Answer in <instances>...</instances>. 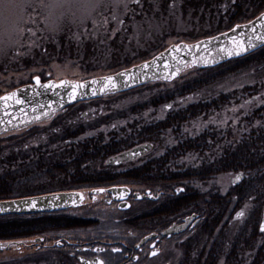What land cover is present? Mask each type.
<instances>
[{"label": "trees", "instance_id": "obj_1", "mask_svg": "<svg viewBox=\"0 0 264 264\" xmlns=\"http://www.w3.org/2000/svg\"><path fill=\"white\" fill-rule=\"evenodd\" d=\"M177 1L178 11L185 26H193V31L199 30L195 34H188L195 35L191 41L228 30L233 25L246 22L264 11V0ZM171 3L172 0H157L155 3L145 4L141 13L125 19L124 24L128 23L129 27L126 30L121 27L114 36L103 29L88 32V36L87 32L80 34L71 29L48 35L47 41H40L44 46L39 51L35 50L29 57L21 56L0 63V72H4V68L7 70L15 67L42 66L54 59H77L82 66H92L89 63L93 62L94 68L101 69L102 74L129 67L136 59L132 55L136 44L133 38H130L133 33L131 24L142 21L144 25L145 21L162 18L160 14L165 15V9L170 7ZM154 5H157L160 14L153 12ZM206 23L209 26L205 30ZM137 40V44H143L141 37ZM15 51L16 49L10 51L7 56H14ZM144 52L147 50L144 49ZM144 52L139 53L137 58L148 59L149 57L145 58ZM252 68L257 71L254 75L257 79L264 77V47L246 57L215 68L188 69L186 71L193 70L204 75L208 74L207 71H218L211 77L185 80L166 94L152 96L140 105L116 111L115 115L99 118L90 124L75 122L60 125L58 122L62 120V112L47 124L50 131H45L47 135L43 143L34 148L24 143L22 147L23 142L17 141V137L19 140L30 138L39 128L36 124L32 125L14 136L16 141L10 145L13 148L12 153L0 160V200L130 182L164 187L187 183L204 185L219 175L240 172L243 174L242 182L224 194L216 188H210L208 191L196 190L195 209L202 211L203 217L208 219L210 233L259 235L262 239L259 248H264V233H258V223L264 207V107L253 111L252 118L257 120L256 124L251 119H246V131L241 133L237 131L239 126L225 132L205 130L198 136L184 137L173 144H168L169 138L164 137L166 131L173 136L185 123L220 109L219 107L226 103V96L216 92L211 85L224 81L232 74L250 71ZM183 74L178 79L183 78ZM40 78L47 79L42 76ZM255 87L243 88L241 92L254 93ZM182 98L192 101L167 112L161 120L143 121L138 128L136 125L129 126L128 131L124 130L123 125L124 128L121 127L120 130L126 133L122 136L115 129L114 123L106 135L98 132L94 136L80 139L89 129L98 128L99 125L108 126L115 122V119H127L129 114L141 112L142 108H156L162 103H174ZM1 139L0 136V143ZM144 142L153 145L151 154H156L159 148L164 149V152L151 157L146 165H131L123 171L104 164L107 157ZM215 145L219 148L218 151L214 150ZM188 153L200 155L199 163L194 167L189 165L178 168L179 172L174 173L172 170L176 169L177 160ZM37 175L44 181L37 182L39 179H33ZM245 204L249 205L250 210L240 225L231 227V224H235L231 220L233 211L244 207ZM38 223H35L36 226L31 225V220L23 217L9 220L0 218V240L31 237V234L35 233L31 229L41 226ZM42 223L46 224L45 220ZM243 242H247V239H243Z\"/></svg>", "mask_w": 264, "mask_h": 264}, {"label": "flooded vegetation", "instance_id": "obj_2", "mask_svg": "<svg viewBox=\"0 0 264 264\" xmlns=\"http://www.w3.org/2000/svg\"><path fill=\"white\" fill-rule=\"evenodd\" d=\"M149 145L150 150L143 156L134 161L120 163L116 167L118 169L124 167L125 170L131 165H146L150 158L155 156L150 153L153 145L151 143ZM118 155L119 153L114 157ZM172 171L178 173V166ZM112 186L129 188V196L125 200L128 204L126 210L120 209L119 203L115 201L107 202L109 194H101L97 195V199L89 195L83 205L76 208L22 216L30 219L31 225L36 226L35 223L39 222L41 226L31 229L35 232L31 234V239L37 241L32 242L21 255L31 254V264H82V262L87 264L97 258L103 259L105 264H264V248H259L261 245L259 235L210 233L208 219L203 217L202 211L195 209V192L208 191L211 186H205L203 189L202 185L195 186L192 183L164 187L130 182L89 186L83 190L91 191ZM178 188L180 191L176 192ZM134 192L140 194L149 192L154 197L159 196L153 200H135ZM142 203L149 208L146 210L138 208ZM101 204L111 209L112 216L106 220L75 216V213L84 210L89 212ZM242 210L243 207L233 211L231 216L233 222L243 219V216L239 218L237 215ZM191 215L197 217L188 222L182 232L167 234L172 227L185 224ZM15 217L19 216L1 218L9 220ZM44 220L46 224L42 225ZM243 239H247V242H243ZM2 240L5 239L0 241ZM57 241H60L59 245ZM101 248L104 249L103 252L94 251ZM114 248L121 251L113 252ZM153 251L157 255H152ZM0 255L6 257L11 253L4 251L0 252Z\"/></svg>", "mask_w": 264, "mask_h": 264}, {"label": "rangeland", "instance_id": "obj_3", "mask_svg": "<svg viewBox=\"0 0 264 264\" xmlns=\"http://www.w3.org/2000/svg\"><path fill=\"white\" fill-rule=\"evenodd\" d=\"M162 1V0H158ZM157 0H141V3L139 6L137 5H130V10L127 11V14L125 13V10L123 8L117 9L114 13L113 9L109 8L106 11H103L102 14H100L96 20L99 22L104 17H107L109 20V23L104 26L100 27L99 29H93L91 20H88L86 25H75L71 22H65L62 30L57 32L60 33L64 29H71L77 32H80V34H85V27L87 28V36L89 35L88 32H96L98 30H107L111 33V36H114V34L121 29V27L126 30L129 27L128 23H125V19L131 18L136 14H139L142 12V10L145 8V6L148 3H155ZM177 0H172V3L170 7L165 9V15L160 14V11L157 7V5H154L152 10L153 12H158L160 14V17L152 21H145V24H142V21L136 22L131 24L132 28V35H130V38L135 41V51L132 54L134 59L131 63L137 64L142 59L137 58L139 53H143L144 49L147 50L146 57H151L158 51L162 50L163 48H166L168 45L177 43L178 41H185L190 42L191 39L195 36L188 35V34H195L199 30H197V27L193 31V26L186 27L183 21L180 17V11H178L177 7ZM146 4V5H145ZM136 6V7H135ZM30 11V10H29ZM115 15L122 23H117L116 21L112 20V16ZM40 20V18L38 17ZM208 24L206 23L204 28H208ZM24 31H23V39L21 43L25 45L24 48L19 49L20 51H27V45L31 43L32 40L36 41L35 47L32 48L31 55L34 53L35 50L39 51L44 44H40V41L42 42L47 41L48 35L57 34V33H51L46 32L44 30L45 26L43 23H39V26L37 28L36 24H33L31 22H28L23 25ZM27 29H32L36 32V36H31L30 33L27 31ZM95 30V31H94ZM79 34V35H80ZM76 34H74V37ZM139 37L142 38L143 44H137L139 40H137ZM79 38L78 36L76 37ZM75 38V39H76ZM150 41V44H147V42ZM48 45V44H47ZM53 45V44H52ZM19 48V47H18ZM17 50V48H16ZM98 50V49H97ZM92 52V51H91ZM28 56H22V57H29ZM131 56V58H133ZM143 58V59H145ZM13 59V56H6L2 59H0V63H3L5 61H11ZM13 62V61H12ZM89 65L92 66H82L80 63V60L74 59H64L62 61H56L55 59L53 61H47L45 65L42 66H31V67H15L14 69H5L4 72H0V95L7 93L11 91L13 88L29 83L31 81V78L33 76H42L43 78H50L53 80H61V79H67V80H82L90 77H96L98 75H103L101 73V69H95L94 65L92 63H89ZM23 68V69H20ZM217 69L212 71H207L208 74L204 75L202 73L194 72L192 71H185L183 72V78L175 80V83H163V84H156L151 83L145 85L142 88H139L137 90L130 91L128 93L124 94H118L113 97L85 102L82 104H77L72 107H69L65 111H63V117L62 120L58 123L61 124H67V123H82V124H90L94 120H97L99 118L104 119L110 115H115L116 111H120L122 109L130 108L133 105H140L142 102L147 100L148 98L152 96H160L161 94H166L168 91L174 90V87L177 85L179 86L183 81L185 80H192V79H199L203 76L211 77L214 76L217 73ZM110 72L113 71H106L105 74H110ZM257 73L255 69L252 68L250 71H244L242 73L238 74H232L229 77H227L224 81H217L214 83V85H211L215 89L216 92L222 93L226 96V103L222 106H220L218 110L215 112L210 113L209 115L201 118H197L195 120L189 121L182 125L180 130H178L175 135L171 136L169 135V131L165 132L166 138H169L168 144L176 143L178 140L184 137H194L198 136L201 132L205 130H212L216 132H225V130H229L238 127V132L246 131L247 127V121L246 119H251L253 122H257L256 119L252 118V114L254 110H257L261 107H264V77L257 79L254 75ZM160 83V82H157ZM255 87L254 93H248L243 91V88L246 87ZM192 99H177L176 102L171 103L172 106L169 105V102L162 103L158 105L156 108H142L141 112H137L134 114H129L127 119H115V122L110 123L108 126L99 125L98 128L87 130L84 134L80 136V139L88 138L90 136L96 135L98 132L102 133V135H106L109 132V127H113V124L115 123V129L118 130L122 135H124L130 128L129 126L136 125L137 128L143 121H148L151 119L154 120H161L163 117H165V114L171 110L176 109L177 107H182L186 105L187 103L191 102ZM166 106L167 108H164ZM137 109V108H136ZM142 115V116H140ZM52 121H44L39 124H36L35 126H38V130L34 132V134L31 135L30 138L26 139L23 138V140H19L17 137V141L23 142L22 147L24 143H28L31 148L37 147L38 144L43 143L46 139V132L50 131V129H47V124H50ZM135 122V123H134ZM56 123V124H58ZM139 123V124H138ZM125 127L124 130H120L121 127ZM123 127V128H124ZM25 129L18 130L15 132L8 133L2 137V141L0 143V160L3 159V157L9 155L12 153V149L10 145L13 144L14 141H16V138L14 136H17L18 133L22 132ZM113 130V129H112ZM44 131V132H42ZM125 132V133H124ZM43 133L42 135H39ZM217 145V144H216ZM215 145V151L219 150L218 147ZM9 146V148H8ZM164 152V149L159 148L156 151V154H160ZM155 154V155H156ZM207 154V153H205ZM199 157L200 155L196 153H188L185 154L183 157L177 160V166L178 168H184L189 165L196 166L199 163ZM128 168V167H127ZM124 170V167H120L118 169ZM32 177V176H31ZM232 177V174L228 175H219L214 180L209 181L208 183L202 185V188L204 187H212L219 190L220 193L224 194L230 187V178ZM33 179H39V176H35ZM44 181V180H37V182ZM195 186H200L195 184ZM137 206V205H136ZM141 210H146L147 205H144V203L138 205ZM250 210L249 205L245 204L243 207L242 212L244 213L243 217H245L246 212ZM79 212V211H77ZM80 211V213H75V216H89V217H97L99 219L106 220L108 217L112 216L111 209L105 207L103 204L95 206L93 209L89 210V212ZM132 213V212H131ZM241 213V212H240ZM117 215V214H116ZM22 218V217H21ZM26 218V217H23ZM241 218V217H239ZM260 220V219H259ZM238 222V223H237ZM235 224H231L232 226L240 225L241 221H237ZM260 238V242H261ZM0 264H31V254L22 256L20 254V257H16V254L6 255V257H2L0 255Z\"/></svg>", "mask_w": 264, "mask_h": 264}, {"label": "water", "instance_id": "obj_4", "mask_svg": "<svg viewBox=\"0 0 264 264\" xmlns=\"http://www.w3.org/2000/svg\"><path fill=\"white\" fill-rule=\"evenodd\" d=\"M259 36H264V11L247 22L235 24L230 29L215 35L193 42L181 41L170 44L149 59L128 68L88 79L68 80L86 85L79 89V94L74 100L70 98L71 86L45 88L36 84L34 76L29 83L0 95L4 96L15 92L17 98L23 101L22 104L0 102V136L26 129L44 121H51L64 108L78 102L130 91L149 83H171L188 69L214 68L230 60L240 59L264 47V42L257 40ZM240 42H243L245 46L251 43L254 47H249L247 51L235 55ZM230 51L233 52L232 55L228 54ZM121 73L122 75H120ZM108 76L113 77L116 87L101 91L105 82L104 78ZM49 81L58 83L60 80L49 79L41 81V84ZM92 81H98V83H92ZM169 105L171 106V104ZM150 148L149 144H142L120 153L118 157L107 159L105 163L118 165L125 161L135 160L148 152ZM237 175L241 176L240 180H236ZM242 179V174L237 173L230 179V183L235 186ZM100 189H104V191L97 192V189L91 191L71 190L0 200V217L52 213L68 208H76L83 205L89 195L97 199V195L101 194H109L110 198L107 199V202L115 201L119 203L120 209L126 210L128 208V204L125 202L129 196L127 186H112ZM177 191H180V188L176 189ZM158 196L154 197L149 192L144 194L134 192L133 194L135 200H153ZM196 217V215H191L186 219L185 224L172 227L167 231V234L182 232L187 223ZM262 229H264V209L258 228L259 232H263ZM35 241L37 240L31 238L0 241V252L9 251L20 255Z\"/></svg>", "mask_w": 264, "mask_h": 264}, {"label": "clouds", "instance_id": "obj_5", "mask_svg": "<svg viewBox=\"0 0 264 264\" xmlns=\"http://www.w3.org/2000/svg\"><path fill=\"white\" fill-rule=\"evenodd\" d=\"M109 8L115 13L121 0H0V59L20 46L23 25L33 17L40 18L46 32L57 33L66 21L79 26Z\"/></svg>", "mask_w": 264, "mask_h": 264}, {"label": "snow or ice", "instance_id": "obj_6", "mask_svg": "<svg viewBox=\"0 0 264 264\" xmlns=\"http://www.w3.org/2000/svg\"><path fill=\"white\" fill-rule=\"evenodd\" d=\"M140 3H141V0H121L122 8L125 10L124 14H127V11L130 10V5L139 6ZM112 20L116 21L118 24L122 23V21H120L115 15L112 16ZM30 22L33 23V24H36L37 28L39 26V23H42V21L38 19V16L33 17ZM87 22H88V20L83 22L81 25L84 26V25H86ZM91 23H92L93 29H99L100 27L106 26L109 23V20H108L107 17H104L99 22L96 19H92ZM27 31L30 33L31 36H36V32L33 31L32 29H27ZM85 32H87V28L86 27H85ZM257 40H259L261 42H264V36L257 37ZM35 46H37L36 45V41L32 40L31 43L27 45V51H23L22 52L19 49L24 48L25 45L23 43H21L19 48H17V50L15 51L13 59H16V58L21 57V56H28L31 53L32 48L35 47ZM249 47H254V45L249 43L247 46H245L243 42H240L239 45H238L237 50L235 51V55H240L241 52L247 51ZM228 54L232 55L233 52L230 51ZM120 75H122V73ZM34 79H35L36 84L38 86H42V87H45V88H60V87L71 86L70 98L73 99V100L79 94V89L86 86L84 83L72 82V81H68V80H60L58 83H53V82L49 81L48 83L41 84V80H40L39 76H35ZM104 81L105 82H104L103 87L101 88V91H104V90H106L108 88H115L116 87L113 77L108 76V77L104 78ZM92 83H98V81H92ZM0 102H4L5 104H8L9 102H14V103H17V104H22L23 103V101H21V100H19L17 98V93H15V92L7 94V95H4V96H0ZM37 119H39V118L37 117ZM240 179H241V176L237 175L236 176V180H240ZM96 191L97 192H103L104 189H97ZM237 215H238V217H242L244 215V213L241 212V213H238ZM262 230H264V229H262ZM56 243H57V245H59L60 241H57ZM137 247H139V245H137ZM94 251L103 252L104 249H102V248L101 249H94ZM112 251L113 252H118V251H121V249L114 248V249H112ZM152 255L155 256V255H157V253L155 251H153ZM82 264H83V262H82ZM87 264H105V261L103 259L97 258L94 261L87 262Z\"/></svg>", "mask_w": 264, "mask_h": 264}]
</instances>
